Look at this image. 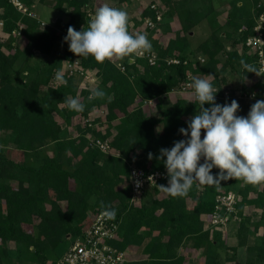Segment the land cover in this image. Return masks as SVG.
Segmentation results:
<instances>
[{
  "label": "trees",
  "instance_id": "16d2710c",
  "mask_svg": "<svg viewBox=\"0 0 264 264\" xmlns=\"http://www.w3.org/2000/svg\"><path fill=\"white\" fill-rule=\"evenodd\" d=\"M24 1L33 8L37 1L45 0ZM161 1L170 4L169 14L179 19L181 27L166 45L152 46L150 52L157 53L156 62L151 64L137 57L101 64L91 56L82 57L84 67L98 70L97 88L106 96L92 101L83 112H75L68 109L65 100L88 99L90 91L81 86L83 76H65L66 85L55 80L63 62L76 57L64 41L68 27L76 31L87 29L92 14L104 4L119 8L132 3L128 12L134 7L131 12L139 15L140 25L145 17L156 19V11L151 8L156 0L141 11L142 5L132 0H55L54 7L66 9L70 20L57 18L45 26L40 17L22 14L10 0H0V22L10 33L7 41L0 40V242L5 244L0 245V264H55L94 214L108 207L116 211L114 220L120 224L115 246L128 250L137 240H148L143 256L130 259L127 264H185L181 248H217L223 237L218 227L208 224H212L221 194L237 195L233 213L241 219V227L248 223L245 211L249 206L261 211L255 230L264 226V185L252 186L242 180L230 179L211 186L194 182L186 196L159 198V185L167 186V177L157 187L148 185L143 190L140 205L132 201V169L167 172L166 157L157 159L160 149H170L174 142L187 139L179 129L187 128L198 113L199 104L195 98L173 97L187 80L213 76L209 80L216 88V96L221 97V105L228 98H251V105L264 100V81L249 83L255 73H247L241 65L244 61L258 69V57L242 50L241 44L254 33L256 18L264 11V0H253V11L245 17L235 19L229 14L225 23L220 22L212 0ZM129 13L130 25L133 21ZM204 20L209 22L211 33L193 47L191 34ZM19 21L26 25L22 37L27 43L24 49L28 48L29 61H24V65L19 64L24 49L16 47L18 37L12 34ZM158 25L156 30L145 27V31H158ZM227 26L232 27L230 35L223 34ZM200 57L205 58L204 63ZM173 58L181 62L170 63ZM229 70L239 75L236 88L229 85ZM146 100L156 102L150 114L145 109ZM98 104L104 112L92 119ZM89 136L109 140L110 152L92 148ZM52 144L54 153H43ZM10 147L32 153L35 163L14 162L7 154ZM149 153L153 154L151 160ZM212 174L218 176L219 169L213 168ZM60 201L67 202L66 209ZM101 201L105 208H101ZM142 228L158 233L145 236L140 233ZM240 238V242L249 241L248 237ZM138 245L135 249L140 251L141 243ZM248 245L254 264H264V235ZM226 260L238 264L235 255Z\"/></svg>",
  "mask_w": 264,
  "mask_h": 264
},
{
  "label": "clouds",
  "instance_id": "9594fccd",
  "mask_svg": "<svg viewBox=\"0 0 264 264\" xmlns=\"http://www.w3.org/2000/svg\"><path fill=\"white\" fill-rule=\"evenodd\" d=\"M128 25L129 16L125 10L104 4L89 20L87 29L76 31L69 26L64 41L76 56H91L101 64L150 52L152 45L147 36L130 33ZM241 65L247 73L264 75V68L257 69L244 61ZM55 79L67 84L60 72ZM191 87L199 110L187 128L179 129L187 139L174 142L170 149H160L157 159L166 157L164 164L168 176L167 186L159 185L160 189L172 197H183L194 182L211 186L234 179L252 186L264 185V100L251 105L246 117L239 116L240 105L236 100L224 105L215 102L217 92L209 79L193 78ZM105 96L106 93L97 88L88 99ZM65 103L70 111H84L85 105L79 98H66ZM205 104L211 107H204ZM152 158L153 154L149 153L148 159ZM213 168L219 169L218 176L212 174ZM136 186H141L139 181ZM101 208H105L103 201ZM102 214L114 219L116 211L108 207Z\"/></svg>",
  "mask_w": 264,
  "mask_h": 264
},
{
  "label": "built area",
  "instance_id": "2783aa9c",
  "mask_svg": "<svg viewBox=\"0 0 264 264\" xmlns=\"http://www.w3.org/2000/svg\"><path fill=\"white\" fill-rule=\"evenodd\" d=\"M10 2L22 14L31 17H38V14L26 4L24 0H10ZM151 8L156 11V19L145 17L141 21H144V27L154 29L163 19V11L159 8L156 2L151 5ZM0 24L3 26V21H1ZM42 25L45 26L46 23L42 21ZM25 27L26 25L24 22H19L18 27L13 30L12 34L16 37H22ZM133 34L135 35L136 33ZM241 48L246 50L248 54L256 55L258 57V69L264 68V11H262L256 18L254 33L246 39L244 44H241ZM137 57L145 58L151 64H154L157 59V53L155 51L150 53L145 52L142 55H135L131 59L135 60ZM199 60L201 63L205 62V58L203 57H200ZM180 62V59L176 58L170 60V63ZM57 72H60L63 77L79 73L83 76V80L87 85L89 84L93 89L98 86V70L84 67L82 65V57L76 56L73 60L64 61L61 67L56 71L55 75ZM253 78H255V80L260 79L264 81V75L257 76L255 74ZM56 82L60 83L57 80ZM191 84L192 81L190 78V80H187L177 91L181 94L192 93L194 95V89L191 87ZM214 89L216 90V88ZM225 95L229 97L228 91L225 92ZM154 101L155 100H146L145 105H152ZM183 137L186 138L185 136ZM89 144L92 148H98L105 153L110 152L109 140L89 136ZM167 177V172L165 171L155 170L147 173L143 168L134 167L131 171L133 203L136 205L138 203L140 204V196L148 185L157 187L159 182L162 179H167ZM137 181H139L141 185L139 188L136 186ZM236 203L237 195L234 192L219 195L215 211L212 215V224H226L229 219V214L235 211ZM104 210L97 211L94 214L91 222L83 229V233L72 241L69 248L55 262V264H127L128 250H122L113 244L114 241L119 239L120 224L114 219H108L105 217L102 214Z\"/></svg>",
  "mask_w": 264,
  "mask_h": 264
},
{
  "label": "rangeland",
  "instance_id": "374dc122",
  "mask_svg": "<svg viewBox=\"0 0 264 264\" xmlns=\"http://www.w3.org/2000/svg\"><path fill=\"white\" fill-rule=\"evenodd\" d=\"M151 1L152 0H138V2L142 5V7L139 11H141L142 8L145 7L146 5H148L149 2H151ZM212 2H213V5L215 6V8L219 9L220 16L218 18H219L220 22H222V23L226 22L227 18L229 17V14L231 17H233L235 19H240V18L245 17L248 14L252 13V10H253V0H212ZM54 4H55V0H45L44 2L43 1L42 2L37 1L34 4L32 9L36 11V13L38 14V17H40V19L42 21H44L45 23H54L56 21L55 17L58 16V12L60 14L58 16V18H64L66 16V14L68 13V11H66V9L57 10L54 7ZM156 4H158L159 8L164 12L163 13L164 17L168 16L169 12H172V9H171V6L169 3H165L164 1H161V0H159V1L156 0ZM132 5H133V3L126 5V7H128V6L130 7ZM126 7L124 5L123 6L120 5L119 9L125 10L127 13H129L128 12L129 7L128 8H126ZM133 9H134V7L130 9V13H133V12H131V11H133ZM93 14H92V17H93ZM133 16L134 15H132V17H131L133 22L132 23L130 22V25L128 26L129 32L132 34L133 33L145 34L147 36V38L149 39V41L153 40L152 37L154 36V34H156L155 31L152 33L146 32L145 27H144L145 26L144 21H139L141 23V25H138L137 17L139 15L134 16V17ZM19 22H23V21H19ZM162 22H164V18L161 20V23L158 26H160V30H163L164 29L163 26L167 25L166 28H168V33H171V34H169V36H171V35L174 36L176 34V32L181 27V24H180L179 19L177 17L172 21L167 20V22H164V23H162ZM153 30H156V28L152 29V31ZM231 31H232V27L227 26V27H225L223 34L224 35H227V34L230 35ZM210 33H211L210 24L207 20H204L201 24H199L194 29V31L191 34L192 35V39H191L192 46L196 47L200 42L205 40ZM9 37H10V33L6 32L3 29V26L0 24V40L2 42H5L9 39ZM26 44H27L26 40L23 37H18V40L15 43L16 47H18L20 49H24ZM27 56H28V48L24 49V51L22 52V58H21L19 64L23 63L22 65H24V61L28 62L29 60H28ZM31 62H33V60H31ZM25 73H27V72H25ZM230 74L232 77H230ZM227 76L232 81V82L230 81L231 83L229 84L232 88H236L239 86L240 78H239V75L237 73L235 75L234 72L231 73V70H229ZM212 77L213 76H211L208 79L211 80ZM199 78L203 79L202 77H199ZM254 80H255V78H252V79H249L248 82L252 84ZM81 86L86 88L87 90H89L90 94L94 89H97V88L93 89V87L90 86L89 84L87 85L84 82V80L82 81ZM180 96H186V97L191 98V99L194 98V95L192 93L181 94L178 91L174 92L173 97L178 98ZM86 98L87 97H82V99H80L81 101H83V104L85 106L90 105L91 102L96 100V99L99 100V98H96V99H92L90 101L89 99H86ZM216 98H219V96L215 97V99ZM216 102L218 103V101H216ZM155 103L156 102L154 101V103L152 105H145V109H146L147 114H150L155 110V108H156V107H154ZM97 106L98 107H96V111H94V115H92V119L96 115H98V113L103 112L102 108H101V104H98ZM82 121H85V120H82ZM63 125L65 126L66 124L64 123ZM96 128H100V129L105 130V128L100 126V125H96ZM70 134L75 135L76 132H70ZM61 145H62V143H61ZM44 149L45 150L43 151V153H45V154L51 153L52 154V153H54V149H55L54 144L49 145V146L45 147ZM7 154H8V157H10L14 162L25 161L28 163H35V160L33 159L32 153H28V152H25V151L17 149V148H12V147L8 148ZM167 195L168 194H166L161 189H159L157 196L159 198H161V197H164ZM60 205L62 206L63 209L67 208V202L66 201H60ZM245 215L249 216L248 217L249 220H248L247 225L244 227L240 226V220L241 219L239 217L235 216L234 213L229 214V219L226 222V224L214 225V224L209 223L208 226L213 225L215 227H218L217 230L221 233V235L223 237V240H222L223 242L221 241L222 244L219 243V245H218V243H217V248L209 247L207 245L201 249H185L183 247L182 250L184 252H186V254L188 253L190 256H192V258L185 259V264H229L230 262L228 260H226V257H231L233 255L236 256V262H238V264H240V263L241 264L252 263L251 261L255 260V258L252 255L251 251L248 250V247H249L248 243L253 244V242L258 240L261 235H264V226H260L259 228H257L255 230V222L260 220L261 211H259L258 209H255L253 206L247 207V209L245 211ZM140 233H142L144 235H148V236H153L155 233L157 234L158 231L155 229L142 228L140 230ZM213 237L216 239L215 234L213 235ZM240 237H246V238L248 237L249 238L248 243L240 242V239H241ZM0 245H5V244H4V242H0ZM237 245H238V249L235 250L234 246H237ZM68 246H69V244H68ZM12 247L13 248H11V249L16 250L15 246H12ZM52 252H53V254L56 253L54 251H52ZM193 259L195 261H193ZM16 264H19V263H16ZM253 264H254V262H253Z\"/></svg>",
  "mask_w": 264,
  "mask_h": 264
},
{
  "label": "crops",
  "instance_id": "0c3cea01",
  "mask_svg": "<svg viewBox=\"0 0 264 264\" xmlns=\"http://www.w3.org/2000/svg\"><path fill=\"white\" fill-rule=\"evenodd\" d=\"M132 2H138V0H132ZM140 2V1H139ZM215 7V6H214ZM218 8V7H217ZM253 11V10H252ZM218 12H219V9H218ZM219 14V13H218ZM60 14H59V12H58V16H59ZM129 15L132 17V15H134V14H130L129 13ZM249 15V14H248ZM58 16L57 17H55L56 19L58 18ZM219 16H220V14H219ZM134 17V16H133ZM163 18H164V22H167V20L168 21H172V20H174L175 18H176V16H173V15H171V14H169L168 16H163ZM141 25V24H140ZM169 25V24H168ZM166 26L167 25H164L163 27H164V29L163 30H160V28L158 29V31H155V33L156 34H154V36L152 37L153 38V40H150L151 41V45L155 48V47H161V46H163V45H166L167 43H168V40L170 39V38H172V37H174L173 35H171V36H169V34H171V33H168V28H166ZM162 29V28H161ZM164 33V34H163ZM151 39V38H150ZM215 97H217V96H215ZM220 98L221 97H219V98H216V100L215 101H220ZM228 99H229V101H228ZM228 99H225L227 102V104H230L231 103V101H232V99L233 98H228ZM251 98H248V99H245V98H242V97H237V99H234V100H236L238 103H239V105H240V109L238 110V112H237V115H239V116H245V115H247V113L250 111V108H248V106H249V104L251 103V101H252V99L250 100ZM250 106H251V104H250ZM154 235H156V233L154 234ZM145 236H147V235H145ZM147 242H148V240H146V241H143V242H141V240H137L135 243H134V245L135 246H139L138 244H140L141 243V249H140V251H138V250H136L135 249V246H133V247H131V248H129L128 249V262H129V260L130 259H140L142 256H143V253H144V246L147 244ZM143 244V245H142ZM137 251V252H136ZM181 253H183L185 256H186V259H189V258H192V256H190L188 253L186 254V252H184L183 250H182V248H181ZM249 258V257H248ZM193 261H195L194 259H193ZM252 263H249V264H253V262H254V260H252L251 261ZM241 264V263H240Z\"/></svg>",
  "mask_w": 264,
  "mask_h": 264
},
{
  "label": "water",
  "instance_id": "95a60500",
  "mask_svg": "<svg viewBox=\"0 0 264 264\" xmlns=\"http://www.w3.org/2000/svg\"><path fill=\"white\" fill-rule=\"evenodd\" d=\"M69 20H70V14H69V12H68L67 15L65 16L64 21H65V22H68Z\"/></svg>",
  "mask_w": 264,
  "mask_h": 264
}]
</instances>
